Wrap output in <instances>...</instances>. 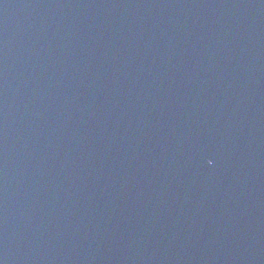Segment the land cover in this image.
I'll use <instances>...</instances> for the list:
<instances>
[{
  "label": "water",
  "instance_id": "1",
  "mask_svg": "<svg viewBox=\"0 0 264 264\" xmlns=\"http://www.w3.org/2000/svg\"><path fill=\"white\" fill-rule=\"evenodd\" d=\"M0 264H264V0H0Z\"/></svg>",
  "mask_w": 264,
  "mask_h": 264
}]
</instances>
